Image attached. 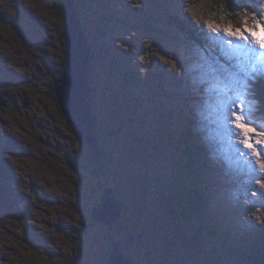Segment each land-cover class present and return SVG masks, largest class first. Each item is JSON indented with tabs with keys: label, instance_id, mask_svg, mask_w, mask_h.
Masks as SVG:
<instances>
[{
	"label": "rangeland",
	"instance_id": "obj_1",
	"mask_svg": "<svg viewBox=\"0 0 264 264\" xmlns=\"http://www.w3.org/2000/svg\"><path fill=\"white\" fill-rule=\"evenodd\" d=\"M24 1H27L31 9L41 15L43 23L45 26L49 24L51 31L47 34H30L31 30L25 29L22 24V7L20 6ZM57 1L0 0V68L2 64H8L18 76L17 79L9 78L6 70L0 73V94H2L0 116L6 121L9 132L19 137L16 144L17 150L8 149L7 145L11 143L9 139L3 140V144H0V183L2 179H8L4 184H0V215H3L0 219V264H101L103 258L106 260L107 250L110 251L113 245V242H109V232L106 226H112L121 216L119 215L121 211L117 206L118 202L114 198L115 187H122L121 194L129 207L126 217L130 214L135 215L132 210L139 209L142 228L139 229L138 234L132 231L127 237L123 231L118 230L124 237H127L128 245L125 248L132 250L130 249L132 247L137 251V255L139 253L136 262L153 264L148 259L149 250L142 249L148 244V239L145 237L148 236L154 240L157 249L173 257L169 261L170 264H206L203 256L209 264H229L225 255L220 261L221 254L218 251H211L217 258L215 261L204 252L209 242L214 240L212 233L221 237L220 233L212 229V224H207L206 234L200 233L204 231L202 228L199 229L200 234L197 233L201 215L189 204L186 190L190 185L189 175L195 176L196 179L198 173L200 176L197 183L202 181L203 186H208V206L215 220L217 215L225 228L235 227L239 232L237 235L242 237L247 246L251 244V240H247L249 236H258L262 239L261 244L254 249L255 253L261 251L259 255L264 258V237H260V234L264 233V224H261L258 219L261 216L258 208L264 207V187H261L258 181L264 180V172L255 171L252 166L246 167L239 158L242 155L241 151L233 150L230 141L239 142L231 134L224 133L219 126V118L216 116L217 95L210 96L211 91H205L203 88L198 92H193L187 78L182 79L176 74V70L171 69V66L179 69L181 59L187 61L186 65L189 64L195 53H206V47L199 48L197 51L193 49L188 54L181 55L174 52L175 43H173L166 49L168 56L166 67L169 68V70L166 69V73L174 79L175 83L167 84L166 79L161 75L162 84L153 87V81H158V77L157 73L152 71L151 59L146 56L149 55V49L154 55L158 54V51L146 33L152 14L156 10L155 0H97V3L106 4L107 7L101 9L99 8L101 5L93 3L91 9L95 7L96 15L94 16L92 11L90 14L93 18L90 15L86 16L91 20L90 22H94L95 29L88 30L89 34L94 35L97 18L100 17L101 12L107 11L109 16L120 13L121 29L116 24L118 22L116 19L107 25L117 31L118 38L94 37L98 40V42L95 41V46L98 44L103 47L108 46V50L117 51L111 55L114 59L113 66L126 74L122 76L119 73L115 75L109 73L104 80L106 81L105 87L95 82L98 94L95 98L97 99L100 94L107 96V101L98 99L92 105L99 111L97 115L100 117V122L105 123V118H107L108 127L101 129L98 127L100 133H104L105 146L110 148L111 145L112 149L115 148L124 119L135 117L136 121L131 132L133 139L129 140L126 156L108 169L112 176L109 175V171L102 173L104 174L100 179L102 181L99 180L96 187L91 183L80 181L76 175L82 173V164H86L83 158L88 150L82 146L78 131L70 124L61 110L57 98L49 94L51 84L63 73L62 58L66 54V46L60 39V34L66 28L65 17L58 11V5L55 4ZM169 1L174 3L175 0ZM193 1L200 23L222 27L236 26L230 21H225L229 20L227 10L225 13L228 16H219V18L214 12H207L206 10L214 6L210 0ZM220 2L229 4L230 0H220ZM156 3L164 8L161 0H156ZM259 3L261 4L259 12L250 17L241 18V22L238 23L240 28H243L244 21L253 24V17L261 19L264 9L260 12V8L264 5V0H260ZM250 7L255 10L256 2ZM163 8L161 11L164 13ZM239 12L241 13L242 10L239 9ZM2 15H6L9 21L5 22ZM165 16L167 21H172L168 14ZM174 16L176 18L177 15ZM220 19L224 21L220 23ZM174 21L177 22L176 19ZM261 22L264 23V19ZM86 26L89 28L88 24ZM35 28L43 32V29L37 26ZM28 35L34 40V46L29 44ZM160 35L165 36V34ZM174 36L178 35L174 34ZM223 37L224 35L218 36L217 41L210 40L213 47L208 48L213 52L212 56L218 57L221 63L233 65L230 60L221 55L225 51ZM185 48H187L186 45H184ZM143 55L145 58L141 59ZM233 62L236 63L234 60ZM101 63L100 60L95 62V69H103ZM144 64L149 65V77ZM106 70L110 71L109 68ZM232 70L235 71L234 68ZM94 74L96 77L101 76L98 71ZM21 78H24L21 84L11 85L20 82ZM136 86H139L141 101L138 102L139 97L133 94L129 98L130 105L126 106L127 94L132 92ZM152 87L153 90L150 89ZM164 88H167L166 93L157 91V89L163 91ZM187 92L191 94L190 98L197 99L189 98L190 100L185 102ZM148 97L149 102H146ZM163 98H169V102L166 103ZM258 98L260 108L255 117L257 120L264 121V99L259 95ZM25 100L28 103L26 106L24 105ZM163 101L164 104L178 111L184 107L183 112L192 113L198 120L193 128L198 133L197 143L202 160L206 159L203 152L207 140L220 142L221 147L227 152L223 151L220 155L212 152L210 159L213 162L199 165L195 153L193 158L186 155L188 158L185 163L188 165V170H185L182 155L184 143L180 138L177 139L179 128L170 126L168 137H171L172 142H164L159 135L157 128L159 120L154 114V102L157 104ZM146 103L149 104V108L145 107ZM167 113L169 114L170 111ZM167 122L164 120L160 123L166 127ZM200 130L201 133H199ZM257 131H264V128H257ZM150 148H157L160 151L151 153ZM6 149L9 152L5 153ZM89 150L93 153L91 146ZM217 150H221L220 147L217 146ZM56 152L59 155L55 158ZM143 156L148 157L149 161L148 158L143 160ZM97 157L98 155L96 159ZM175 163L180 164V167L175 168L173 165ZM95 165L96 163L92 164L91 168ZM145 165H149V172H162L160 175L163 174L164 177L169 175L164 193L157 188L151 196L149 191L153 190L152 186H149V190H143V196L147 202L144 199L140 200L138 190L142 192L141 183L135 178L139 173V166ZM162 165L163 168H161ZM72 167H75V175ZM85 167L89 165L86 164ZM248 170L249 174L242 175L241 171ZM195 185L191 187V191L197 204ZM102 188L104 195L101 196V203L103 202L107 214H100L98 218L93 213L94 219H91L85 207H92L91 202L85 200L84 203L82 195L77 191L81 190L91 199V194L95 193L93 189L100 192ZM4 189L8 192H4ZM153 199L155 202L152 205L150 201ZM235 200L250 201V206L254 207L257 227L249 224L250 229L240 230L238 228L245 226V213L237 211V205L230 206ZM155 204H157L158 214L155 211ZM164 205L168 210L163 207ZM176 211L181 221L177 220L179 217H176ZM146 218L149 219V225L146 223ZM234 219H238V222ZM133 221L137 223L136 218ZM188 226L191 227V232L187 231ZM173 243H176V246ZM126 249H124L125 252ZM195 252H198V255ZM126 253L129 255L128 252ZM260 256H257V262Z\"/></svg>",
	"mask_w": 264,
	"mask_h": 264
},
{
	"label": "trees",
	"instance_id": "obj_2",
	"mask_svg": "<svg viewBox=\"0 0 264 264\" xmlns=\"http://www.w3.org/2000/svg\"><path fill=\"white\" fill-rule=\"evenodd\" d=\"M211 3L214 4L213 8H209L207 10V12H214L216 14V17L219 18V16H228L223 9H226L228 12L231 11L232 9V4L233 2L230 0V3L229 4H221L220 0H210ZM256 2V9L253 10L251 9L250 5L252 4H255ZM93 3H96V4H99L101 5L102 3H97V0H75L74 1V17L76 18L77 20V24H79V28H82L84 27V32H85V35H86V38H84V40L86 41V44H87V48H88V52H89V56L91 57V59H94V60H97L99 57L102 59V61L104 60V54L100 51H98L97 49V46H95V39H94V36L92 37V34H89L88 32V28L85 27V18H84V9L87 8V7H93L92 4ZM234 4H237V8L238 9H241L242 12L241 13H244L245 12V17L250 15L251 13H255L257 12V5H258V0H235L234 1ZM233 4V5H234ZM63 5H64V0H58V11H60V13L63 14ZM216 10V11H215ZM229 17V16H228ZM80 19H82L81 21H84L83 23H80ZM172 21L175 19H173L171 17ZM220 20H223V19H220ZM240 18H234V23L236 22H239ZM89 23V26H90V22L88 21ZM237 24V23H236ZM66 31L67 29L65 28L64 31L62 32V35L64 38H66ZM192 30H190L189 32L191 33ZM165 37H170L169 36V33H166L165 34ZM229 63V62H228ZM235 62H233L234 64ZM63 73L61 74L59 80H55L53 84H51V93L49 94H52L53 97H56V87H57V83L60 82V79L62 77H64V74H65V71L67 70L68 68V61H67V56L65 55V61H64V64H63ZM106 69V68H104ZM98 71L100 73L103 72L102 69H98ZM86 75H87V82L88 83H92L93 80H92V75H93V71L91 70V66H90V69H89V65L87 66V71H86ZM57 84V85H56ZM255 93H257L260 97H262L264 99V87H257L256 90H255ZM58 100V99H57ZM252 101L255 102L254 104V113L256 114L257 111L259 110L260 108V100L259 98L258 99H252ZM59 102V101H58ZM60 104V102H59ZM95 102H94V97L92 96V103H89V113H90V118L92 120V125L94 127V129L92 130V133H93V136H94V140H95V143H96V146L98 149L101 150V157H104L103 161L101 162V164L98 166L93 167L91 168V165L92 164H95V160H94V155L93 153L91 152V155L90 156L88 153L84 156V161L89 165V167H85L84 164H82V169H81V172L80 174L76 175L81 182H87V183H91L95 186V184L104 176V174L102 173H105L107 171H109L108 169L112 168V166H114V164L117 162L114 158V155H110L109 152L110 150L112 149L110 143V148H107L105 147V136H104V133H100L99 131V128H103L105 126V124L103 122H100V117L99 115H97V113L99 112L97 108H93L92 105H94ZM60 107H61V104H60ZM62 110V108H61ZM263 110H264V101H263ZM63 111V110H62ZM1 112V111H0ZM2 113V112H1ZM257 120V119H256ZM258 121H261V120H258ZM263 121V120H262ZM99 127V128H98ZM79 135H81L80 132H78ZM119 135L120 136H123L125 135V137L128 139V140H132L133 139V135L131 134L130 130L128 128H124L123 129V132L120 131L119 132ZM81 139V142H82V146L84 147H87L88 143L85 142V140H83L82 138ZM42 145V144H41ZM187 146V149H186V152H190L189 150L192 148V145L188 142L186 144ZM177 148L179 149V147L177 146ZM59 155V153L56 152V154H54V157L56 158L57 156ZM182 155L184 157V161L186 160V158H188L183 152H182ZM76 156V154H75ZM125 157V156H124ZM194 157V154L191 153L190 155V158H193ZM118 164V163H117ZM188 166V165H187ZM72 171H73V174L75 172V167H72ZM91 169V170H90ZM97 170V172L95 173L94 170ZM159 173H162V172H159ZM75 175V174H74ZM91 175V176H90ZM117 176L115 175V178ZM114 178V179H115ZM166 178H169V175L166 177ZM197 178L195 179H192L191 182L195 185V182H196ZM204 185V184H203ZM203 185H201L200 183H197L196 182V188L194 190L195 194H196V199H197V206H198V212L199 214L201 215L200 216V219L201 221H203V219H205V216L203 215V212H204V208H206L205 206V203H206V200H207V195L206 193L204 192V190L201 188ZM112 187V186H111ZM95 190V193L91 194L93 201L91 199H89V196H87L85 193H83L81 190L78 189V194H81L82 195V198L84 200V203H85V200H89L91 202V205L92 207H88V206H85L87 207L86 209V212L88 213L89 216H91V219H94L93 217V206H96V205H99V203L101 202V196H103V191L100 190V192H98V190L96 189H93ZM121 190H122V187H115V193H114V198L115 200L118 202L117 203V206L118 208L120 209L121 211V216L116 220V222L112 225V226H106L107 227V231L109 232V242L112 243L113 242V245L114 246H119L120 249L123 251V258L125 260H128L130 263L132 264H139V261L136 262L135 260H138L139 258V253L137 255V251H135L132 247H130V249L134 250H127L125 247H127L128 245V242H127V237L131 235V232L134 231L133 233H136L138 234L137 232H139V229H141V224H140V218L137 217L136 215V210L135 209L134 211L132 210V212L135 214H130L129 217H126L127 214H128V208L125 201H124V198H123V194H121ZM191 190V189H190ZM138 193H139V196H140V200H143L144 199V196L142 194V192L140 190H138ZM189 199L191 200H194L193 198V192L191 191L189 193ZM88 202V201H87ZM209 210H206V212H208ZM205 214L207 215L206 218H207V222L211 223L212 224V229L213 230H216L217 228L220 227L219 223L213 218L212 214L211 213H206ZM176 217L179 219H177L178 221H181L180 219V215L179 213L176 211ZM3 215H0V219ZM137 219V223L135 221H133V219ZM132 219V220H131ZM94 222V221H93ZM91 223V221L89 222V224ZM146 223L149 225V219L146 218ZM145 224V222H144ZM120 229V231H123V233L125 235H127V237H124V235L122 233H119L118 230ZM163 229L165 230V226L163 225ZM202 229H207V224H204L202 226ZM187 231L188 232H191V227L188 226L187 227ZM147 239H148V244H146L144 247H142V249L145 251L146 249L149 250V261H153V264H170L169 261L173 259V257L171 258V256L167 253V252H163L159 249H157L155 247V242L154 240H151L148 236H145ZM149 241H150V244H149ZM174 246H176V243H173ZM103 249V248H102ZM124 249H126V252L129 253V255L124 251ZM246 249V248H245ZM254 251H256L254 249ZM261 253V251H257V255L259 256V254ZM202 256H203V253L201 252ZM243 255L245 256H249V253L247 255V253L245 252ZM106 260L103 258V260L101 261V264H111L110 263V260H108V255L106 254ZM204 260H205V263L206 264H209L207 262V260L205 259V257L203 256ZM162 262V263H161Z\"/></svg>",
	"mask_w": 264,
	"mask_h": 264
},
{
	"label": "snow or ice",
	"instance_id": "obj_3",
	"mask_svg": "<svg viewBox=\"0 0 264 264\" xmlns=\"http://www.w3.org/2000/svg\"><path fill=\"white\" fill-rule=\"evenodd\" d=\"M264 13L261 19L253 17V24L248 26L247 21L243 23V31L240 28L233 29L231 26L220 28L209 25L211 32L217 35H227L233 39L227 40L229 50L221 53L228 60L236 58L234 65H227L220 62L218 57L210 53H195L191 62L187 65L181 61L182 79L187 78L193 92L200 89L215 91L221 88L223 81L230 80L234 85L233 96L228 101L229 120L233 127L234 135L239 137V143L243 146L241 154L248 158L249 164L255 171L264 172V131H257V128H264V121L254 119V104L248 97L252 95V85L260 79H264ZM239 41L240 43H234ZM247 46V47H245ZM257 49L261 50L260 52ZM243 57L246 61L242 63L239 59ZM175 66V62H173ZM235 68L236 71L232 69ZM243 75H240V74ZM251 82V83H250ZM256 124L257 127L251 125ZM264 187V180L258 181Z\"/></svg>",
	"mask_w": 264,
	"mask_h": 264
},
{
	"label": "water",
	"instance_id": "obj_4",
	"mask_svg": "<svg viewBox=\"0 0 264 264\" xmlns=\"http://www.w3.org/2000/svg\"><path fill=\"white\" fill-rule=\"evenodd\" d=\"M73 8L74 0H64L63 14H65V24L67 25L65 53L68 61V68L65 71L64 77L60 79L61 84L56 87V96L71 125L79 130L81 133L80 138L90 144L94 158H96L99 154V150L92 133L93 125L89 113V97L92 87L88 85L87 75L85 73L86 67L88 66L89 52L82 29L78 27V31L77 24L74 22V17L72 16L74 14ZM115 154H117V152H115ZM113 189L112 187V190ZM102 204L103 202H100L93 210V213H95L98 218L100 214H107L104 204L103 206ZM119 215H121V212ZM107 252L108 260H110L112 264H131L128 260L123 258L124 254L119 246L112 245L111 250H107Z\"/></svg>",
	"mask_w": 264,
	"mask_h": 264
},
{
	"label": "flooded vegetation",
	"instance_id": "obj_5",
	"mask_svg": "<svg viewBox=\"0 0 264 264\" xmlns=\"http://www.w3.org/2000/svg\"><path fill=\"white\" fill-rule=\"evenodd\" d=\"M55 4L58 5V1H57V3L55 2ZM20 6H23L22 7V16L24 17L25 22H26V23H23V26L26 27L27 29L31 30L32 33H30V34H35V33L47 34L48 31H51L52 30L49 24L47 26H45V24L42 21L43 19H42L41 15L37 11L32 10L31 7H27V5L24 4V3H23V5H20ZM8 21H9V19L8 20H5V22H8ZM28 26H29V28H28ZM35 26H37L38 28L43 29V32L41 30H39V29L37 30L35 28ZM60 39H61V41H63L64 46H66L65 38L63 37L62 33L60 34ZM28 42H29V44L31 46H34L35 45V43L32 42L31 40H29ZM52 44L55 45V43H52ZM64 61H65V55L62 58V66L64 64ZM22 81H24V78H21V81L20 82L14 83V84H11V85H19V84H21ZM1 96H2V94H0V97ZM6 180H8V179H6ZM4 192H7V190L4 189ZM132 238H134V237H132ZM149 262H152L153 263V261H149Z\"/></svg>",
	"mask_w": 264,
	"mask_h": 264
},
{
	"label": "clouds",
	"instance_id": "obj_6",
	"mask_svg": "<svg viewBox=\"0 0 264 264\" xmlns=\"http://www.w3.org/2000/svg\"><path fill=\"white\" fill-rule=\"evenodd\" d=\"M21 7H23V6H21ZM4 17V18H3ZM2 18L4 19V20H7L6 19V15H2ZM27 37H29V39L32 41V42H34V40L30 37V35H28ZM50 43V42H49ZM65 43H66V40H65ZM66 55V54H65ZM96 62V60H94V59H91V57L89 56V60H88V65H89V69H90V66H91V70L93 71V75H92V80H93V82L92 83H88V85L90 86V87H92V90L90 91V97H89V103H92V96L94 97V93L97 91V86H96V84H95V82H94V80H95V77H96V75L94 74L95 72H97V70L94 68L93 69V67H92V65H94V63ZM96 70V71H95ZM87 71V67H86V70H85V72ZM94 101H95V99H94ZM2 103V102H1ZM2 104H4V103H2ZM28 103H27V101H25L24 102V105L26 106ZM20 110H22L21 108H20ZM70 122V121H69ZM71 124V123H70ZM73 126V125H72ZM77 129V128H76ZM77 131L79 132V130L77 129ZM79 137H80V135H79ZM106 147V146H105ZM119 152H121L122 153V151L121 150H118ZM100 152H101V150H100ZM109 154L110 155H112L113 154V149H111L110 150V152H109ZM98 156H99V159H100V161H103V159H104V157H101V153L100 154H98ZM124 156H126V154H124ZM123 156V157H124ZM100 181H102V180H100Z\"/></svg>",
	"mask_w": 264,
	"mask_h": 264
},
{
	"label": "bare ground",
	"instance_id": "obj_7",
	"mask_svg": "<svg viewBox=\"0 0 264 264\" xmlns=\"http://www.w3.org/2000/svg\"><path fill=\"white\" fill-rule=\"evenodd\" d=\"M172 18L174 19V18H175V16L173 15V16H172ZM85 73H86V72H85ZM21 180H22V179H21ZM7 192H8V191H7Z\"/></svg>",
	"mask_w": 264,
	"mask_h": 264
}]
</instances>
